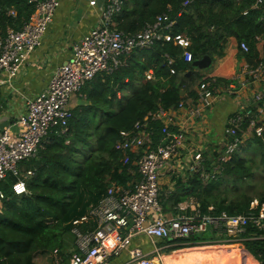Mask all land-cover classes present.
Instances as JSON below:
<instances>
[{
    "label": "trees",
    "instance_id": "trees-1",
    "mask_svg": "<svg viewBox=\"0 0 264 264\" xmlns=\"http://www.w3.org/2000/svg\"><path fill=\"white\" fill-rule=\"evenodd\" d=\"M33 11L34 5L28 0H0V35L8 28L19 29ZM161 13H168L175 21L174 34L189 39L193 60L184 61L183 49L176 41H157L149 48L133 51L113 73L98 74L82 86V102L71 109L67 130L49 132L36 158L25 161L32 171L26 180L27 192H12L11 184L16 180L13 176L0 185L5 193L0 201V264H50L54 248L67 250L70 229L95 226L91 220L85 223L84 218L105 195L107 187L138 178L131 172L132 154L128 164L121 163V152L115 147L120 131L132 129L136 121L147 122L152 142L148 147H154L163 125L150 120L149 114L160 107L177 110L180 102L195 101L205 87L215 90L218 85H237L225 78L201 79L192 65L195 60L221 54L229 36L248 46L247 52L239 49V53L249 67L257 66L264 58V0H124L114 18L115 27L127 34L137 33ZM168 58L172 59L170 64ZM149 70L152 77L146 79ZM253 142L263 149L258 164L264 168V142L256 136L249 139V143ZM240 157L234 154L221 175L208 183L198 176L177 179L175 191L167 201L161 200L163 208L168 209L166 202L174 206L192 200L204 214L255 211L264 203V175L262 189L255 195L238 186L228 188L233 187L230 183L237 185L253 178L257 168L254 160ZM253 231L247 228L256 237L246 238L242 247L257 264H264V238L257 237L261 232L252 234ZM202 236L194 239L210 237ZM180 247L183 246L175 248ZM214 247L206 249L212 252ZM240 251L244 260L231 258L229 264L254 263L249 254ZM206 256L199 255L193 264H198L200 258L206 260Z\"/></svg>",
    "mask_w": 264,
    "mask_h": 264
},
{
    "label": "built area",
    "instance_id": "built-area-1",
    "mask_svg": "<svg viewBox=\"0 0 264 264\" xmlns=\"http://www.w3.org/2000/svg\"><path fill=\"white\" fill-rule=\"evenodd\" d=\"M34 5L29 19L19 28H8L0 35V73L8 78L16 76L28 54L40 46L41 38L53 19L59 0H28ZM95 5V0L88 1ZM124 0H103L95 26L72 45L69 60L55 67L46 88L37 96L25 101V112L17 119L19 130L0 132V185L8 177L16 178L11 190L16 195L27 192L26 180L31 169L22 170V162L34 159L41 147L42 140L52 130L64 133L71 117L70 99L83 97L82 86L98 74H111L124 65L126 57L133 51L146 49L157 41H176L183 49L182 58L191 62L189 39L183 34H174L175 21L168 13L156 15L153 21L133 34H127L115 27L114 18L120 12ZM187 4V1L184 2ZM10 14L14 15L13 11ZM245 53L248 46L239 43ZM172 62L171 58L167 59ZM246 73L253 80L264 82V58L255 67L247 66ZM152 72L145 73L150 79ZM204 79V78H203ZM237 86L218 85L215 90L203 88L191 107V112L199 116L202 110L211 105V99L218 91L228 95ZM187 102V101H186ZM180 102L177 110L185 106ZM158 108L149 114L150 120L163 125L162 135L154 147L151 142L147 122L136 121L132 129L119 132L120 139L116 149L121 152L122 165L131 164L137 174L126 184L111 183L105 195L87 212L84 222L93 221L95 226L82 230L70 229L71 250H52L50 264H111L125 250L128 259L121 264H161L153 263L150 253L138 247H131L136 236L143 235L150 240L168 241V245H190L201 243L240 244L252 234L261 232L257 237L264 238V203L255 211L229 214L225 211L216 215L204 214L199 205L192 200L176 204L172 211L165 212L160 199L158 171L166 164L171 169L187 173L189 178L198 176L203 183L216 180L221 175L235 152L243 145V134L261 137L264 142V88L256 93L253 102L240 105L224 124L222 136L213 149L215 157L211 160L203 156L202 150L192 157L181 154L185 134L173 125L164 122L171 120L175 111ZM249 126V127H247ZM250 128L248 130L246 128ZM5 193L0 188V201ZM208 234L209 239H194ZM154 256V255H153Z\"/></svg>",
    "mask_w": 264,
    "mask_h": 264
},
{
    "label": "crops",
    "instance_id": "crops-1",
    "mask_svg": "<svg viewBox=\"0 0 264 264\" xmlns=\"http://www.w3.org/2000/svg\"><path fill=\"white\" fill-rule=\"evenodd\" d=\"M88 1L59 0L53 19L41 38L40 46L28 54L16 76L11 79L4 73H0V132L3 129L12 132L19 130L17 119L25 112V101L39 95L46 88L55 67L70 59L74 42L95 26L103 0H95V5H90ZM221 51V54L209 56L211 62L207 67H194V71L202 76L201 79L225 78L232 80L237 84L235 92L228 95L226 91H218L219 93L212 97L211 105L205 107L199 116H195L191 112V107L196 103L188 100L185 106L174 112L171 120L164 122L166 125H173L185 134L186 140L181 146V154L185 158H190L195 152L202 150L206 159H213L215 157V151H212L213 144L220 140L226 119L240 105L253 102L254 95L264 88V82L253 80L247 75V61L239 53V43L233 36L225 39ZM81 102L82 97L73 96L70 106L73 108ZM250 138L247 133L243 134L244 146ZM20 167L22 170L28 169L26 162H22ZM158 173L162 203L167 201L175 191L177 179H188L187 173L179 169L173 171L170 164H166ZM183 202L189 201L184 200L177 204L185 205ZM166 204H168V209L163 208L165 212L172 211L176 205H170L168 202ZM135 239L137 240L134 242ZM214 245L227 249L244 250L251 256L242 247V243H201L175 248L181 245H168V241L159 239L152 241L143 235L136 236L131 243V247H138L145 253H150L153 263L161 264H171V262L172 264H193L195 259H198L196 257L202 255L203 258L205 256L202 254L204 252L199 251L200 248L205 250L204 247ZM212 251L214 252V250ZM168 255H171V259L164 262V258ZM126 259H128V253L124 250L111 264H121ZM252 259L254 258L252 257ZM257 262L254 259L253 264H257Z\"/></svg>",
    "mask_w": 264,
    "mask_h": 264
},
{
    "label": "rangeland",
    "instance_id": "rangeland-1",
    "mask_svg": "<svg viewBox=\"0 0 264 264\" xmlns=\"http://www.w3.org/2000/svg\"><path fill=\"white\" fill-rule=\"evenodd\" d=\"M77 98H79V97H77ZM262 151H263V149L260 148L256 143L247 142V144L245 146L243 145V147L241 149H238L235 152V154L237 156H241L240 158H246V159L254 160V163L256 164L257 168L254 169L253 178L248 179V180L245 179L244 183L237 182V185H235L233 183H230L233 187H230L228 185L229 189H234L236 186H238V188L240 187L242 189H247V192L250 195L251 194L255 195L256 193L261 191V189H262L261 188V183L263 181V176L262 175H264V168H263V166H260L258 164V162H259V158H260V155H261ZM252 185H255V186L253 187ZM221 188L223 189L224 187L222 186ZM167 207H168V204H167ZM136 240L137 239H135L134 242ZM65 243H66L65 249L69 250L72 247V237L70 235H68ZM204 248L205 249L206 248L209 249L211 247H204ZM214 248L216 249L214 252L213 251L211 252L208 249L204 250L202 248H200V249L198 248L200 252H204L202 254H206L207 255L206 256L207 259L204 260V259L201 258L200 260L197 261L198 264H211L214 260H215V262H213L212 264H229L228 262H230L232 260L231 258H234L235 261L236 260H239V261L240 260L241 261L244 260L243 255H241L242 252L240 250L238 252H233V251H236V249H232V248L227 249L225 247L216 246V245H215ZM185 249H182V250H185ZM232 252H233V254H232ZM211 257H214V258H211ZM41 258L46 261L45 257H41ZM234 264H236V263H234Z\"/></svg>",
    "mask_w": 264,
    "mask_h": 264
},
{
    "label": "water",
    "instance_id": "water-1",
    "mask_svg": "<svg viewBox=\"0 0 264 264\" xmlns=\"http://www.w3.org/2000/svg\"><path fill=\"white\" fill-rule=\"evenodd\" d=\"M210 62H211V58L209 56L205 55L201 59L195 60L192 63V65L194 67H198V68H205V67H207L210 64Z\"/></svg>",
    "mask_w": 264,
    "mask_h": 264
},
{
    "label": "bare ground",
    "instance_id": "bare-ground-1",
    "mask_svg": "<svg viewBox=\"0 0 264 264\" xmlns=\"http://www.w3.org/2000/svg\"><path fill=\"white\" fill-rule=\"evenodd\" d=\"M170 259H171V255H168L167 257L164 258V262L169 261Z\"/></svg>",
    "mask_w": 264,
    "mask_h": 264
}]
</instances>
